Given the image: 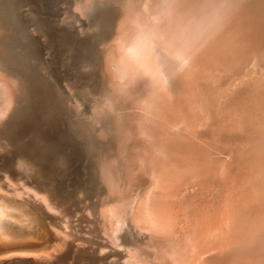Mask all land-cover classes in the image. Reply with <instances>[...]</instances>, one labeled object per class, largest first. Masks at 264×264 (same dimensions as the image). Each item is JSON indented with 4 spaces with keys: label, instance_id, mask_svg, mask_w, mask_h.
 Listing matches in <instances>:
<instances>
[{
    "label": "bare ground",
    "instance_id": "bare-ground-1",
    "mask_svg": "<svg viewBox=\"0 0 264 264\" xmlns=\"http://www.w3.org/2000/svg\"><path fill=\"white\" fill-rule=\"evenodd\" d=\"M110 1L115 12V0ZM89 3L79 0L77 13L71 5L63 17L84 18ZM244 4L127 0L104 54L108 89L118 105V118L114 115L120 120L116 149L122 154V177L113 158L101 164L97 175L108 199L95 211L93 235L83 234L82 241L96 236L114 245L117 229L129 219L150 249H130L123 264H252L264 259V226L259 223L264 221V98H259L264 95V19L256 11L249 14ZM117 42L123 54H117ZM239 87L254 96L238 93ZM19 105V80L0 63V126ZM15 169L0 167V194L63 213L64 201L48 184L30 177L20 160ZM73 227L59 215L57 237L10 251L1 248L0 260L13 254L53 256ZM245 242L252 244L247 250Z\"/></svg>",
    "mask_w": 264,
    "mask_h": 264
},
{
    "label": "water",
    "instance_id": "water-1",
    "mask_svg": "<svg viewBox=\"0 0 264 264\" xmlns=\"http://www.w3.org/2000/svg\"><path fill=\"white\" fill-rule=\"evenodd\" d=\"M71 1L0 0V63L16 75L20 88V105L0 126V167L15 171L20 160L30 177L48 184L63 201L77 188L99 186L96 165L105 143L71 100L67 83L88 80L94 85L97 43L107 35L114 13L112 1L101 0L84 18L67 20L63 13H71ZM4 198L8 206L0 207V225L10 224L7 218H22L29 208L54 217L33 200L23 207L0 194L1 201ZM10 242L0 233V249L25 245ZM56 254H13L0 263L25 257L48 262Z\"/></svg>",
    "mask_w": 264,
    "mask_h": 264
},
{
    "label": "rangeland",
    "instance_id": "rangeland-1",
    "mask_svg": "<svg viewBox=\"0 0 264 264\" xmlns=\"http://www.w3.org/2000/svg\"><path fill=\"white\" fill-rule=\"evenodd\" d=\"M96 1H101V0H90V3L88 6L89 7L92 6L93 3H95ZM224 1H227V0H224ZM231 1H238V2L242 1L243 4L245 3L244 4V7L246 6L245 9L249 10V14L252 11H256V15L260 19H264V13H263L264 12V0H256L257 3H255L253 0H231ZM77 2H79V0H74V3L72 5V8L74 9V11H75V4ZM126 2L127 0H115L116 9L111 18L112 19L111 25L107 28V32H106L107 35L104 38L99 39L97 43L99 59L98 61L96 60L94 61V67H96L94 68L96 77L94 76L93 78L92 76V78L94 79V85L93 84L91 85L90 83H88V80L83 81L82 84L81 83L80 84L67 83L68 85L67 90L71 96V100L74 102V104L77 105V109L83 112L88 122V125L94 128L96 134L105 143V146L101 148L99 156H98V161L96 165L97 171L100 169V166L102 163H105L108 161L107 158H110L109 160H112L111 158H113L112 160L113 165H115L116 167H119V169L115 168L116 170L118 169L119 174L122 173L121 171L123 170L122 154H119L117 150L118 148L116 146L118 144V142H116L118 141V135H116L118 132L116 131V127L120 123L118 122L120 120L116 119L115 117L116 115L118 118V105L116 104L117 102L115 100H114L115 102L112 101L113 100L112 97H114L113 92H111V88L108 89L110 85L107 80V75H106V71L104 67L105 66L104 65V54H105L106 48L109 47L113 43L112 42L113 40L111 37H113L112 35L115 33V30H116V25L118 23L116 20L120 19L122 15L121 11H123V7L126 4ZM75 12L77 13V11ZM67 20H71V19L68 18ZM75 24H77V27H76L77 30L82 29V26L79 24L78 21ZM47 55L48 53L46 54V56ZM262 75L264 76V73H262ZM65 82L67 81H62V84L65 85ZM239 88L237 89L238 93L241 92L240 94L247 96V97L248 96L251 97L253 95V93L250 94V90L245 89L243 87H239ZM263 96L264 95L260 96L259 98L263 100L264 98ZM114 103L116 104L115 106H114ZM112 108H115V110H112ZM243 133L241 134L243 137H248V134H249L248 132L246 133L243 132ZM255 142L256 141L254 140L252 141L251 144L255 145L257 143ZM113 146L115 149H112ZM116 153L118 154L115 156ZM119 158L120 160L122 159V161H120ZM106 159L107 161H105ZM116 160L119 161V165ZM119 176L120 178L122 177L121 174ZM98 184L99 186H95L93 188L91 187V189L90 188L86 189L84 187L75 189L73 194H71V196L65 197L64 203L62 205L63 207L61 208L63 210V213L57 214V213L48 211L52 217L54 216L52 219L51 218L49 219L48 216L44 217V215L40 213V210L36 208H33V209L29 208V213L22 216V218H7L8 222L12 224L11 225L10 224L0 225V233L3 237L4 236L7 237L9 241H11L10 243L12 244L14 243L38 244L39 242L43 240H46V241L53 240V238L57 236L56 233L53 231H54L57 221H59V215H62V216L64 215L68 217V219L72 222V224H75L76 227H73V229L71 230L72 234L66 238V243L63 246V248L59 252H57L55 257H51L48 262H43L41 260H34L33 258L25 257V258H14L12 260H7L6 262L0 263V264H123L125 263V260L127 258L129 259L128 251H130V249L132 251L136 249H140L141 247L150 249V247H148L145 243V235L143 234V232L134 228L131 224V221H129V219L128 220L125 219L124 222L117 229L116 231L117 243L114 245L108 244V242H105L104 240L100 238L98 239V237L96 236H94V238L85 239L86 242L80 239L83 236V234L85 236L92 234L91 233L92 230L90 229H93L94 224H96L95 219H96L97 212L95 211L98 208H100V206L103 204L102 203L103 200L106 201L108 199V195H106L107 192L104 191L105 189L103 186L101 187L102 184L99 182V180H98ZM69 193L70 192H68L67 195H69ZM6 201L7 199L3 201H1L0 199V207L8 206L6 205ZM17 201L19 204L22 202L21 205L23 207H25V204H28L26 200H23L21 198H19ZM96 201L97 202L99 201V204ZM95 205L97 206L96 208H95ZM91 207L92 208L94 207L95 210L92 209ZM250 216L252 220L256 222L258 221V219H256L254 216L252 215ZM261 221L259 223L262 226H264L263 225L264 221L263 220ZM14 224L17 227L15 230L16 232H13L12 234L9 232H5V228L9 226L12 227L14 226ZM22 229L25 231L24 232L19 231ZM249 236L259 238L260 234H252ZM250 245L252 246L250 242H245L242 244L243 248L246 250L251 247ZM140 256L143 257L144 254H141ZM133 260L136 261L135 259ZM258 260H261L262 262ZM258 260L253 259L251 262L252 264L253 263L257 264L258 262L264 263L263 258H260Z\"/></svg>",
    "mask_w": 264,
    "mask_h": 264
},
{
    "label": "clouds",
    "instance_id": "clouds-1",
    "mask_svg": "<svg viewBox=\"0 0 264 264\" xmlns=\"http://www.w3.org/2000/svg\"><path fill=\"white\" fill-rule=\"evenodd\" d=\"M125 49L117 42V54H123ZM149 53L146 51L145 55H148Z\"/></svg>",
    "mask_w": 264,
    "mask_h": 264
}]
</instances>
